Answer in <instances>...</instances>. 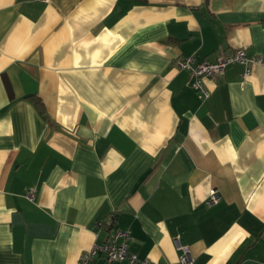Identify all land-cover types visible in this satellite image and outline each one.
<instances>
[{
  "label": "crops",
  "instance_id": "crops-1",
  "mask_svg": "<svg viewBox=\"0 0 264 264\" xmlns=\"http://www.w3.org/2000/svg\"><path fill=\"white\" fill-rule=\"evenodd\" d=\"M239 48L261 61L207 97L176 64ZM116 229L153 264H264V0H0V264Z\"/></svg>",
  "mask_w": 264,
  "mask_h": 264
},
{
  "label": "built area",
  "instance_id": "built-area-1",
  "mask_svg": "<svg viewBox=\"0 0 264 264\" xmlns=\"http://www.w3.org/2000/svg\"><path fill=\"white\" fill-rule=\"evenodd\" d=\"M49 2L50 0H41ZM261 61L258 56H250L243 48L234 49L229 53H224L219 56L216 61L197 62L194 56L179 58L176 64L181 69H187L190 71L193 82L191 85L199 90L203 97H207L209 92L201 84V78L211 77L217 74H221L225 71V68L232 63H241L245 66L243 76L249 74V65L253 63H259ZM29 197H33V193H29ZM220 195L216 190H211L208 194L205 203L210 206L219 201ZM111 223V219L107 221V224ZM102 226L103 222L98 223ZM130 231L128 229H116L113 231L102 244H95L89 250L82 253L79 264H90L94 258L102 255L108 263H120V264H153L148 259L139 258L138 255L132 252L129 248ZM179 247V246H178ZM182 254L179 257L177 264H191V258L186 247H180Z\"/></svg>",
  "mask_w": 264,
  "mask_h": 264
},
{
  "label": "trees",
  "instance_id": "trees-1",
  "mask_svg": "<svg viewBox=\"0 0 264 264\" xmlns=\"http://www.w3.org/2000/svg\"><path fill=\"white\" fill-rule=\"evenodd\" d=\"M33 99H34V102H35V104L37 105L38 110H39V112L41 113V115H44L43 108H42V106H41L39 100H38V99H35V98H33Z\"/></svg>",
  "mask_w": 264,
  "mask_h": 264
}]
</instances>
